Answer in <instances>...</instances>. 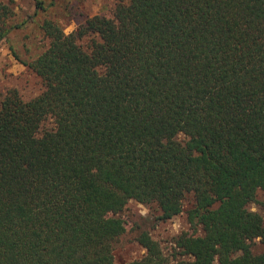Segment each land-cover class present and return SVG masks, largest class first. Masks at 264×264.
<instances>
[{"label":"trees","instance_id":"obj_1","mask_svg":"<svg viewBox=\"0 0 264 264\" xmlns=\"http://www.w3.org/2000/svg\"><path fill=\"white\" fill-rule=\"evenodd\" d=\"M32 1L0 0V42ZM113 1L68 34L44 16L27 59L8 44L41 90L0 98V264H114L129 201L191 233L169 259L139 230L124 264H264V0Z\"/></svg>","mask_w":264,"mask_h":264},{"label":"rangeland","instance_id":"obj_2","mask_svg":"<svg viewBox=\"0 0 264 264\" xmlns=\"http://www.w3.org/2000/svg\"><path fill=\"white\" fill-rule=\"evenodd\" d=\"M42 1L48 5L43 15H36L34 21L29 22L25 28L11 33L8 42H0V98L6 90L15 89L20 98L26 101L36 96L41 90L38 78L12 58L8 50L9 43L16 49L20 59H27L28 55L24 52V45L28 47L30 55L42 46L37 25L44 16L55 20L63 32L68 34L88 17L110 16L114 7L113 0ZM14 2L17 19H26L33 14L32 0H14ZM178 139L181 140V136H178ZM259 200H264V197H259ZM249 207L250 210L260 214L264 220V211L259 206L250 205ZM118 217L124 225V232L113 244L114 264H124L139 259L144 254V249L134 240L139 230L146 231L169 259L176 256L174 237L182 232L191 233L183 214L161 222L156 219V213L152 208L144 207L134 201H129Z\"/></svg>","mask_w":264,"mask_h":264}]
</instances>
